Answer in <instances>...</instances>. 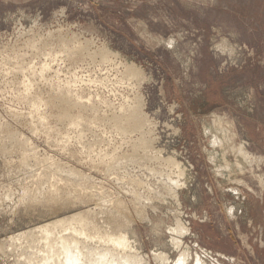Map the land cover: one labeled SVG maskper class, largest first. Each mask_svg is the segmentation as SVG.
<instances>
[{
  "label": "rangeland",
  "instance_id": "374dc122",
  "mask_svg": "<svg viewBox=\"0 0 264 264\" xmlns=\"http://www.w3.org/2000/svg\"><path fill=\"white\" fill-rule=\"evenodd\" d=\"M80 213L143 264H264V0H0V264Z\"/></svg>",
  "mask_w": 264,
  "mask_h": 264
},
{
  "label": "bare ground",
  "instance_id": "6f19581e",
  "mask_svg": "<svg viewBox=\"0 0 264 264\" xmlns=\"http://www.w3.org/2000/svg\"><path fill=\"white\" fill-rule=\"evenodd\" d=\"M81 42V41H80ZM65 45V44H64ZM68 46V45H67ZM69 49V48H68ZM78 51V50H77ZM106 53V52H105ZM50 54V53H49ZM104 54V53H103ZM102 54V55H103ZM73 56V55H72ZM115 56V55H113ZM68 57V56H67ZM115 62V61H114ZM100 63V61H99ZM23 65V64H22ZM130 65V64H129ZM22 68V67H21ZM128 73L131 74V77L136 73H138L135 68L133 66H129L128 68ZM57 70V69H56ZM126 73V72H125ZM133 74V75H132ZM137 75V74H136ZM140 75V73H139ZM127 76V75H126ZM133 76V77H134ZM124 77V76H123ZM135 79V78H134ZM136 80V79H135ZM125 82V81H124ZM75 85V84H74ZM77 93V92H76ZM80 97V96H79ZM42 98V96H41ZM65 98V97H64ZM71 101V100H70ZM67 102V101H66ZM64 103V102H63ZM55 104V103H54ZM61 104V103H60ZM75 104V103H74ZM72 105V104H71ZM77 105V104H76ZM135 105V104H134ZM131 107V106H130ZM135 107V106H134ZM68 108V107H67ZM93 108V107H92ZM96 108V107H95ZM123 108V107H122ZM126 108V107H124ZM61 109H62V106H61ZM65 109V108H63ZM70 109V108H69ZM91 109V108H90ZM126 111V110H125ZM64 112V111H63ZM66 112V111H65ZM68 112V111H67ZM67 114V113H66ZM70 115V113H69ZM133 115V114H132ZM139 115V114H138ZM63 116V115H62ZM68 116V115H67ZM114 115H112L113 117ZM141 116V115H140ZM77 117V116H76ZM79 117V116H78ZM73 118V116H72ZM114 118V117H113ZM139 118V117H138ZM137 117H134L132 116L129 121L132 122L133 126L135 127V129L139 128L142 124H141V120L138 119ZM80 119V118H79ZM117 119V117H116ZM115 119V120H116ZM119 119V118H118ZM143 119V118H142ZM74 120V119H73ZM111 121V120H110ZM114 121V119L112 120ZM76 122V121H75ZM80 122V121H79ZM78 122V123H79ZM129 122V123H131ZM74 123V122H73ZM82 123V122H81ZM126 123V122H125ZM131 124V125H132ZM76 126V125H75ZM220 126V125H219ZM116 127V125H115ZM133 127V128H134ZM146 128V127H145ZM125 129V128H124ZM131 129V128H130ZM128 130V129H127ZM134 130V129H132ZM120 131V130H119ZM124 131V130H123ZM129 131V130H128ZM133 133V132H132ZM13 135V134H12ZM144 140V139H143ZM147 140V139H146ZM29 141V139H28ZM142 141V140H141ZM216 139L213 140V143H216ZM23 143V142H21ZM25 143H26V140H25ZM18 144V143H16ZM142 144H144V142H142ZM222 144V143H220ZM140 145V143H139ZM150 145V144H149ZM219 145V143L217 144ZM234 147V146H233ZM25 148V147H24ZM134 148V147H133ZM142 148V147H141ZM234 149V148H233ZM144 150V149H143ZM238 152L239 154H242L244 156V158L247 160V157L246 154L244 153V150L242 149V147H240L238 149ZM237 152V153H238ZM133 153V152H132ZM136 153V151H135ZM145 154H148L149 153H144ZM129 155V154H128ZM137 155V153L135 154ZM130 156V155H129ZM150 156V155H149ZM153 156V155H151ZM242 156V157H243ZM133 157V156H132ZM115 158V157H114ZM146 158V156H145ZM32 159V158H31ZM123 159V158H122ZM135 159V158H134ZM131 160V159H130ZM213 160V159H212ZM30 161V160H29ZM37 161V160H36ZM119 161V160H118ZM128 161V159H127ZM135 161V160H134ZM144 161V160H143ZM214 161V160H213ZM225 161V160H224ZM248 161V160H247ZM26 162V161H25ZM112 162V161H111ZM142 162V161H141ZM27 163V162H26ZM215 163V162H214ZM217 163V161H216ZM244 163V162H243ZM25 164V163H24ZM54 164V163H53ZM247 164V163H246ZM35 165V164H34ZM111 165V164H110ZM228 165V164H227ZM230 165V164H229ZM239 166V169L241 168L242 170V166L241 164H237ZM36 166V165H35ZM220 166V165H219ZM245 166V165H244ZM53 167V166H52ZM109 167V166H108ZM223 167V166H221ZM225 168H230V166H224ZM35 168V167H34ZM58 168V167H57ZM65 169V168H64ZM220 169V168H219ZM231 169V168H230ZM228 169V171L230 170ZM234 169V168H233ZM66 170V169H65ZM222 170V169H221ZM220 170V171H221ZM238 170V168H237ZM61 171V170H60ZM69 171V170H68ZM63 172V171H61ZM71 172V171H70ZM239 172V171H238ZM43 173V171H42ZM62 174V173H61ZM75 174V173H74ZM55 175V174H53ZM156 175V174H155ZM154 175V176H155ZM47 176V175H46ZM59 176V175H58ZM66 176H69V175H66ZM71 177V176H70ZM73 177V176H72ZM71 177V179H73ZM76 177V175H75ZM79 177V176H78ZM82 177V176H80ZM156 177V176H155ZM58 178V177H57ZM66 178V177H65ZM83 178V177H82ZM39 180V179H38ZM47 180V179H46ZM51 180V179H50ZM67 180V179H66ZM70 180V179H68ZM61 181V180H60ZM74 182V181H73ZM78 182V181H76ZM81 182V181H80ZM43 183V182H42ZM62 183V181H61ZM44 184V183H43ZM65 184V183H64ZM78 184V183H77ZM81 184V183H80ZM168 185V184H167ZM51 186V185H49ZM164 186V185H163ZM171 186V185H170ZM173 189V188H172ZM38 191V190H37ZM60 191V190H59ZM175 192V191H174ZM46 194V193H44ZM76 194V193H75ZM175 194V193H173ZM51 195V193H50ZM90 195V194H89ZM48 196V195H47ZM37 197V196H36ZM78 197V196H76ZM49 198V197H48ZM81 198V197H80ZM50 199V198H49ZM51 201V200H50ZM62 202V201H61ZM148 202V201H147ZM51 203V202H50ZM105 204V203H104ZM115 204V203H114ZM103 205V203H102ZM98 206V205H97ZM114 206V205H113ZM112 207V206H111ZM123 208V207H122ZM102 209V208H101ZM90 211V210H89ZM95 211V209H94ZM105 211V210H104ZM114 211V210H113ZM91 212V211H90ZM112 213V211H110ZM82 213V212H81ZM80 213V218H79V215H75V216H71V217H67V218H62L60 219L59 221L57 222H61L62 226L64 225V223H68L69 224V227L70 228H73L75 231H77V229L80 227V233L82 235L84 234H87L88 236L84 237L83 240L80 241V239H75L74 237L72 236H69L68 234H65L66 232H63V231H66L69 227L68 225L66 226V228H63L61 230H52L53 232H48L46 234V236L48 237V240L52 241L54 240L56 237H57V242L58 243H55L53 242L51 245V254L56 252L57 254H55V258L51 259V260H48L47 258H44V264H143V257L138 255V253H135V250H132L130 244L127 242V239H125L126 235H124L122 232H120L119 230L120 229H117L115 231V233H110L108 231L105 232V234H103V238L99 237V240H94L96 234L94 235H91L90 233L94 230L96 231L97 233L101 232V228L103 227H98V226H94V223L92 222H89L87 220H90V219H85L87 218V215L86 217L84 218V214L82 215ZM94 213V212H93ZM118 214V213H116ZM127 214V213H126ZM91 215V214H90ZM95 215V214H94ZM93 215V216H94ZM128 215V214H127ZM113 216V214H112ZM95 217V216H94ZM102 217H103V214H102ZM109 217V216H108ZM118 217V216H117ZM121 216L118 217V221L119 218ZM122 218V217H121ZM100 219V218H98ZM105 219V218H104ZM111 219V218H110ZM115 219V218H114ZM128 219V218H127ZM122 220V219H121ZM179 220V219H178ZM92 221V218L91 220ZM99 220H97L98 222ZM115 221V220H114ZM90 223L93 224V228L90 227ZM123 223V222H122ZM127 223H128V220H127ZM126 223V224H127ZM60 223L56 224L57 226H59ZM91 224V225H92ZM101 224V223H100ZM120 224V223H119ZM97 225V224H96ZM105 226V225H104ZM127 226V225H126ZM120 227V226H119ZM129 227V226H128ZM177 227V226H176ZM91 228V229H89ZM178 228V231H179V228L180 226L177 227ZM176 228V229H177ZM123 229V228H122ZM128 229V228H127ZM176 229H172L173 231H175ZM181 232L185 229V226L183 225V227L180 228ZM50 230V229H49ZM124 230V229H123ZM71 231L73 232V230L71 229ZM93 231V233H94ZM104 231V230H103ZM119 231V232H118ZM177 231V230H176ZM112 232V231H111ZM125 232V231H124ZM185 232V231H183ZM188 232V231H187ZM107 233V234H106ZM180 233V232H179ZM54 234V235H53ZM182 234V233H180ZM41 235H44V233L42 232ZM57 235V236H56ZM97 235H100V234H97ZM26 237V239H33V234L31 232H29V234H25L24 235ZM101 236V235H100ZM125 236V237H124ZM97 237V236H96ZM97 237V238H98ZM95 238V239H97ZM92 242H96V243H93ZM174 242V246L179 248L181 246V242L180 240H176L174 239L173 240ZM119 245H124V248H121ZM117 247H120L121 249H117ZM0 248H2V245H0ZM175 249V248H174ZM31 253L34 254V251L35 249L31 248ZM29 251V253H30ZM44 255H47V253H45ZM155 257L158 258L157 260L159 261L160 259V264H168L169 261H170V257L167 255V254H163V253H155ZM204 258V257H203ZM155 261V260H154ZM173 264H205V261L202 259V257L200 255H197L195 258L193 256L190 255V253L186 250L180 252L179 256L173 260L172 262Z\"/></svg>",
  "mask_w": 264,
  "mask_h": 264
},
{
  "label": "crops",
  "instance_id": "0c3cea01",
  "mask_svg": "<svg viewBox=\"0 0 264 264\" xmlns=\"http://www.w3.org/2000/svg\"><path fill=\"white\" fill-rule=\"evenodd\" d=\"M3 2H8V3H24L30 0H2Z\"/></svg>",
  "mask_w": 264,
  "mask_h": 264
}]
</instances>
